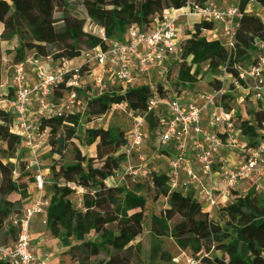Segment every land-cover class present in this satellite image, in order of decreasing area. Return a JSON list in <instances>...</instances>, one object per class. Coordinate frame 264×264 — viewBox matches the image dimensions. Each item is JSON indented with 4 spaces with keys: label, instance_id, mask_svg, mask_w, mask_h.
Returning <instances> with one entry per match:
<instances>
[{
    "label": "trees",
    "instance_id": "1",
    "mask_svg": "<svg viewBox=\"0 0 264 264\" xmlns=\"http://www.w3.org/2000/svg\"><path fill=\"white\" fill-rule=\"evenodd\" d=\"M53 2L39 0L45 11H51ZM252 2L264 10V0H239L242 17L238 20L235 46L226 61L223 41H211L203 36V31H212L215 24L194 23L192 32L186 33L182 41L181 60L168 70V91L181 93L188 88L195 89L202 78L203 64L209 65L211 73L226 67L238 77V70L245 71L255 63L263 51L264 18L249 13ZM19 3L30 6L28 0H0V24L12 18L15 28L0 32V52L14 55L13 65L25 62L29 51H36L35 56L39 58L73 60L87 50L105 48L97 35L86 31L89 22L105 29L111 39L121 40L133 25L141 30L150 29L166 11L189 5L203 7L207 0H55L57 19L50 15L27 18L18 11ZM49 37L57 40L48 41ZM172 73H175L174 81L170 80ZM158 89L164 95L162 84H158ZM83 91L79 89L77 95ZM149 97L150 89L144 85L124 92L113 89L90 99L86 108L88 115L96 118L106 115L113 106L126 103L130 109L146 115L147 133L160 135L165 118L148 111ZM251 105L249 113L253 120L264 124V108ZM0 114V245H8L16 235H12L6 223L11 216L21 215L30 204V188L36 180L20 158L22 140L11 131V115ZM82 116L74 110L51 122H43V129L48 128L49 135L54 137L53 153L62 154L75 145L76 130L83 132ZM241 126L246 127L247 122ZM84 131L81 145L95 146V155H83L79 162L63 166L74 176L75 186L85 191L83 209L75 208L70 199L76 190L54 180L46 212L47 231L67 249L64 254L74 264H92L93 246L87 237L104 229L113 234V239L109 258L103 264L168 262L169 255L162 248V239L166 238L174 239L183 251H190L198 264H257V259L264 256V192L250 189L236 194L235 200L219 209L214 217L204 211L192 194L172 190L167 172H152L149 181L143 183L107 187L105 182L127 162L122 148L128 144V138L116 125L106 131ZM244 133H248L246 128ZM144 193L153 194L155 201L165 198L169 202L160 215H152L149 221ZM0 264L9 263L0 258Z\"/></svg>",
    "mask_w": 264,
    "mask_h": 264
},
{
    "label": "built area",
    "instance_id": "2",
    "mask_svg": "<svg viewBox=\"0 0 264 264\" xmlns=\"http://www.w3.org/2000/svg\"><path fill=\"white\" fill-rule=\"evenodd\" d=\"M241 17L238 5L223 10L215 2H207L203 7L189 5L181 10L166 11L150 29L129 27L121 40L111 39L105 29L89 22L87 30L93 29L91 31L105 43V48L98 46L87 50L73 60L33 55L25 62L13 65L12 78L0 84V112L11 115V131L21 138L22 148L27 153L24 161L36 181L30 204L21 215L15 216L17 239L8 245H0L2 260L9 264H53L49 256L35 252L31 238L32 220L46 214L50 203L45 197L46 174L41 161L42 153L48 149L49 129H43L42 120L51 122L74 112L78 104L77 91L92 77L99 96L105 90L124 92L136 88L151 74L163 76L160 84L165 87L164 95L160 93L158 83L149 82L144 86L150 89L148 111L160 113L163 110L166 113L156 146L170 147L174 152L168 162L169 185L172 190L192 194L210 216L231 204L236 194L248 192L246 189L240 191L243 184L258 193L264 192L261 178L264 175V139L258 136L251 145L239 141L236 138L239 129L230 109L235 93L242 94L235 100L238 106L248 100L264 108V46L252 66L245 71L238 70V77L222 67L220 76L215 79L218 82L215 88L210 86L203 91L188 88L175 93L168 91L170 85H167L168 70L174 62L181 60L182 41L186 33L193 30L194 24H188V31L184 33L180 26L183 19L221 26L223 45L231 52ZM29 68L34 71L33 84L27 76ZM58 95L61 98L54 102ZM33 98L37 103L38 120H33L29 111ZM114 110H124L132 119L128 144L122 148V152L130 157L145 141L146 115L130 109L126 103L115 105L110 111ZM104 116L94 120L102 122ZM224 148L240 150L243 158L231 164L222 154ZM73 189L85 193L76 186ZM184 252L173 259L174 264H198Z\"/></svg>",
    "mask_w": 264,
    "mask_h": 264
},
{
    "label": "rangeland",
    "instance_id": "3",
    "mask_svg": "<svg viewBox=\"0 0 264 264\" xmlns=\"http://www.w3.org/2000/svg\"><path fill=\"white\" fill-rule=\"evenodd\" d=\"M18 1V0H16ZM21 1V0H19ZM30 3L29 7H25L22 5V3L17 4L18 11L25 17H46L47 15H50L54 19L58 18V14L56 12V6H55V0L52 4L51 11H45L44 7L39 3V0H28ZM207 2H215L220 9H229L231 7H235L239 4V0H207ZM249 13L253 15H257L261 18H264V12L260 9L259 5L252 4L249 6ZM194 22V20L189 19H183L180 26L181 28L185 30L187 28V25H191ZM89 24V23H88ZM87 24V27H88ZM218 27V34L221 37V26L216 25ZM15 28L12 25V18H9L6 22V24H0V32H7L14 30ZM87 29V28H86ZM93 30V29H91ZM89 31L91 33H94L92 31ZM88 31V30H86ZM188 31V30H186ZM21 34L26 33L25 31H21ZM95 34V33H94ZM54 39L57 40V38L49 37L48 41H53ZM36 51H29L28 57L35 55ZM229 57V51L224 47L223 51V58L224 60H228ZM13 59L14 55L6 56L5 53L0 52V84L2 82L7 81L8 79H11L13 76ZM203 74L199 85H196L195 90L198 89L203 91L207 90L208 87H217V79L220 76V71L215 73H211V70L209 69L208 64H203ZM27 76L29 79L30 84H33L35 82V76L33 69L29 68L27 70ZM161 75H150L146 76L142 79V82L138 85H144L145 83L151 82L152 84H160L162 82ZM175 79V73L171 74L170 80L174 81ZM163 83V82H162ZM168 86L170 85L167 84ZM83 92L80 94V96H77L78 98V104L76 105L75 109L76 112H80L83 116L81 119V126L83 127V132H80L79 130H76V133L74 134V142L75 145H71L70 148L67 151H64L62 154H57L52 152V140L54 137L49 135V138L46 139V144L48 146V149L45 150L42 153L41 161L43 163V169L45 175V197L49 199L51 197V189L53 181L56 180L60 185L62 186H68L74 188L76 185L74 176L72 174H69L65 171L63 166L67 163H77L81 160L83 155H89L94 156L96 153L95 146H82L81 141L85 138V131L84 130H103L106 131L110 126L116 125L121 128V130L124 132L125 137L128 138L131 128H132V119L130 118L129 114L126 113L124 110H114L107 113V116L105 115L103 117L102 122H97L94 120V118L90 115H88V109L86 108L87 102L90 99H93V97L98 95V90L95 87L94 77L85 80V87L83 88ZM89 91V92H88ZM106 91V90H105ZM63 92V91H62ZM64 95L65 92H63ZM242 96V94L235 93L234 98L235 100H238L239 97ZM58 97L54 99V102H58ZM234 102L231 104L230 109H232L235 124L236 127L239 129V132L237 133L236 138H238L239 141L248 143L251 145L254 143L255 140H257V137L260 136V139H264V124H258L256 123L252 116L250 115L249 111L252 108L251 103L246 100L245 104H242L238 106V102ZM226 106H229L226 104ZM31 117L33 120L40 119L39 116L36 114L38 111L36 99L33 98V104L29 109ZM160 115L163 116V119L166 117L165 111H161ZM1 117V114H0ZM42 122H44L42 120ZM247 122V126L243 127L241 126L243 123ZM246 128L247 134L244 133V129ZM159 138V135L154 133H146L145 141L143 142L141 148L138 152H134L130 157L127 156V162L122 166V170L116 172L113 177L109 178L105 185L107 187L112 186H122L130 183H143L145 181H149L150 179V173L156 172V173H164L168 171V162L169 158L173 155V150H171L170 147H157L156 143ZM164 152V153H163ZM222 154L225 155L229 159H234V161L240 160L243 158L240 154V150L236 149H225L222 151ZM20 158L25 160L27 159V153L25 149L22 150ZM19 158V159H20ZM14 163L17 162V160L13 161ZM264 180V175L261 176ZM242 187V189H241ZM239 188L240 191H243L246 189L249 191V185L243 184ZM33 190V188L31 189ZM187 191V190H186ZM35 192V190L32 191V194ZM189 192V191H188ZM147 198V205H146V220L149 221L152 215H160V213L165 210L169 206V202L165 198H160L157 201L153 199V194L144 193ZM85 193H79L76 191L71 197L72 204L75 208L82 210L83 209V198ZM31 202V201H30ZM214 217H217V212H214ZM39 217L38 224L40 226L36 229L38 232H44L45 235L49 236L51 239L50 242H54L52 236H50L49 233H47V227L42 223V220ZM45 218V217H44ZM15 216H11L10 219L7 221L6 224H8V227L11 229V233L13 236L16 235L14 240L18 237V229L17 226H15ZM15 227V228H14ZM41 228V229H40ZM144 234L143 236H145ZM113 235L112 233L104 229L99 233H92L87 237V241L93 246L92 248V255H91V263L92 264H99L104 263L107 258L110 255L111 250V243H112ZM13 240V241H14ZM143 241L146 243V249L149 248V244L147 242L146 236L143 238ZM32 246L35 247L36 244L32 243ZM36 248V247H35ZM43 247L38 248L40 252L44 255H48L50 258L52 257V251L47 249H43ZM55 247L53 246V249ZM162 248L165 253L169 255L170 261H160L156 260L155 264H174L173 259L178 258L179 255H181L182 252H184L175 242L174 239L166 238L162 239ZM67 251V249H64L62 252L58 253L63 254ZM186 253L191 254L190 251L186 250ZM184 252V253H185ZM97 261V263H96ZM264 262V256H261L257 259V264H263ZM59 264H66L65 262H60ZM68 264V263H67Z\"/></svg>",
    "mask_w": 264,
    "mask_h": 264
},
{
    "label": "crops",
    "instance_id": "4",
    "mask_svg": "<svg viewBox=\"0 0 264 264\" xmlns=\"http://www.w3.org/2000/svg\"><path fill=\"white\" fill-rule=\"evenodd\" d=\"M254 2H252L253 4ZM251 4V5H252ZM260 7V6H259ZM260 9L264 12V10L260 7ZM196 21H194L192 24H194ZM221 31V30H220ZM204 37H206L208 40H217V39H220L222 40L223 39V36H222V32H221V37L219 36L218 34V27L215 26L214 29L212 31H207L203 34ZM199 85V84H197ZM196 88V86H195ZM198 90V89H197ZM230 162L231 164H233L235 161L234 159H230ZM32 188H30V195H32L33 197V194H32V191L34 190H31ZM242 189V187H241ZM32 199V198H31ZM39 217H41L40 219L42 220V223L46 226V214H43V215H39V216H36L32 222H31V238H32V242L36 244V248L34 247V250L36 253H41L40 250L38 248H41L44 246L43 249L47 250H51L52 251V257L50 258L51 259V262L53 264H59L60 262H65L66 264H74L70 257L69 256H66L64 253L63 254H58L60 252H62L64 250V247L61 245V243L56 239L54 238L48 231L47 233L50 234V236H52L54 242H50L51 239L49 238V236L45 235L44 232H38L36 229L40 226L39 223L38 224V219ZM45 217V218H44ZM41 229V228H40ZM113 235V234H112ZM113 239V238H112ZM53 246L55 247L53 249ZM111 251V250H110ZM48 256V255H47ZM109 258V257H108ZM107 258V259H108ZM97 263V261H96Z\"/></svg>",
    "mask_w": 264,
    "mask_h": 264
}]
</instances>
